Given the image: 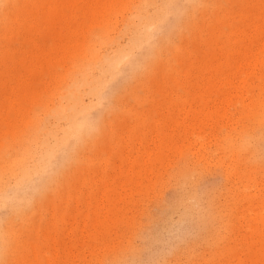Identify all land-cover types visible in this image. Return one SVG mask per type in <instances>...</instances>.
<instances>
[{
	"label": "rangeland",
	"instance_id": "rangeland-1",
	"mask_svg": "<svg viewBox=\"0 0 264 264\" xmlns=\"http://www.w3.org/2000/svg\"><path fill=\"white\" fill-rule=\"evenodd\" d=\"M164 7L183 13L112 85L99 134L0 211L2 264H264V0H0V177L68 77ZM193 196L209 221L162 244Z\"/></svg>",
	"mask_w": 264,
	"mask_h": 264
},
{
	"label": "clouds",
	"instance_id": "clouds-1",
	"mask_svg": "<svg viewBox=\"0 0 264 264\" xmlns=\"http://www.w3.org/2000/svg\"><path fill=\"white\" fill-rule=\"evenodd\" d=\"M182 13L179 8L160 9L161 21L142 30L126 48L95 56L68 77L55 104L38 115L16 171L6 179L0 177V211L19 214L30 209L36 198L74 162L77 152L100 132L103 114L111 109L112 85L126 72L143 68L138 54L151 48L170 17ZM246 147L255 148L251 139L246 141ZM182 207L181 218L167 230L169 239L162 244L180 239L186 225L210 219L198 197L188 198ZM4 245L5 234L0 231V254ZM172 251L174 247L168 248L167 254Z\"/></svg>",
	"mask_w": 264,
	"mask_h": 264
}]
</instances>
